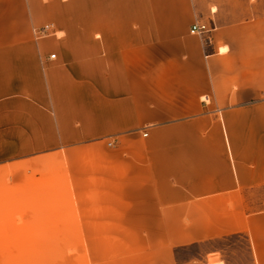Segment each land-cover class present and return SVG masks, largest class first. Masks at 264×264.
Masks as SVG:
<instances>
[{
	"label": "crops",
	"instance_id": "crops-1",
	"mask_svg": "<svg viewBox=\"0 0 264 264\" xmlns=\"http://www.w3.org/2000/svg\"><path fill=\"white\" fill-rule=\"evenodd\" d=\"M55 6L58 37L49 2L0 0V167L10 205L41 204L27 233L67 236L74 264H178L239 234L264 264V0Z\"/></svg>",
	"mask_w": 264,
	"mask_h": 264
},
{
	"label": "rangeland",
	"instance_id": "rangeland-1",
	"mask_svg": "<svg viewBox=\"0 0 264 264\" xmlns=\"http://www.w3.org/2000/svg\"><path fill=\"white\" fill-rule=\"evenodd\" d=\"M43 1L50 4L49 12L52 18L47 24L50 22L55 28V33L51 31L46 35L61 36L62 33L56 31V0ZM0 180V264H74L75 252L53 249L57 242H62L67 236L27 233L31 229V224L40 220H26V213H29L30 217H35L41 204L37 201L26 203L25 188L16 187L13 188L16 203L10 205L7 166L0 167ZM15 209L17 216L10 219L9 211L14 212ZM8 247L13 248L8 250ZM87 253H84L85 256L82 253V260L78 259L77 264H84ZM176 257L178 264H249L253 254L250 240L246 236L234 234L180 247Z\"/></svg>",
	"mask_w": 264,
	"mask_h": 264
},
{
	"label": "built area",
	"instance_id": "built-area-1",
	"mask_svg": "<svg viewBox=\"0 0 264 264\" xmlns=\"http://www.w3.org/2000/svg\"><path fill=\"white\" fill-rule=\"evenodd\" d=\"M215 29V26L212 23L205 22L199 18H197L191 28L190 31L192 34L198 35L202 38L204 44L211 45L212 38H213V31ZM55 33V28L52 23L44 25L42 28L39 29V33L42 35H46L49 32ZM52 56H55L53 54Z\"/></svg>",
	"mask_w": 264,
	"mask_h": 264
},
{
	"label": "trees",
	"instance_id": "trees-1",
	"mask_svg": "<svg viewBox=\"0 0 264 264\" xmlns=\"http://www.w3.org/2000/svg\"><path fill=\"white\" fill-rule=\"evenodd\" d=\"M188 246V245H187ZM184 247V246H183ZM180 248V247H179ZM177 250H178V248L176 249V253H177Z\"/></svg>",
	"mask_w": 264,
	"mask_h": 264
}]
</instances>
